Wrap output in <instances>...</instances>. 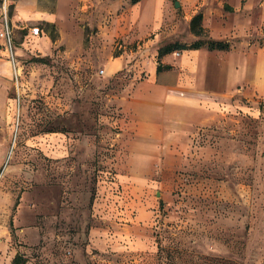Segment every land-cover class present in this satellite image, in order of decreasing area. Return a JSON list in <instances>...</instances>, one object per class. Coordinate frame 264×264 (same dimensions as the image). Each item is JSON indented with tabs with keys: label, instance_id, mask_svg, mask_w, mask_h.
Returning a JSON list of instances; mask_svg holds the SVG:
<instances>
[{
	"label": "rangeland",
	"instance_id": "1",
	"mask_svg": "<svg viewBox=\"0 0 264 264\" xmlns=\"http://www.w3.org/2000/svg\"><path fill=\"white\" fill-rule=\"evenodd\" d=\"M175 1L73 0L61 30L40 24L45 43L16 49L0 80V264H264V0ZM176 42L202 43L186 91L219 107L164 140L121 134L116 96L148 98Z\"/></svg>",
	"mask_w": 264,
	"mask_h": 264
},
{
	"label": "crops",
	"instance_id": "2",
	"mask_svg": "<svg viewBox=\"0 0 264 264\" xmlns=\"http://www.w3.org/2000/svg\"><path fill=\"white\" fill-rule=\"evenodd\" d=\"M170 0H139L137 4L157 5L158 10ZM187 1V0H186ZM195 2L196 0H188ZM73 0H11L9 7L10 21L14 30L16 49H20L28 37L45 43L43 36L44 29L41 25H54L60 30L64 22L72 15ZM232 4V0H227ZM39 26L41 34L31 36L29 28ZM1 28V25H0ZM2 41L0 39V45ZM21 43V44H20ZM199 48L187 47L186 49H176L158 56L155 63L149 69V85L152 86V93L146 99L131 98L128 93H120L116 97L119 102L117 122L123 129L121 134L134 131L142 138L163 140L167 137L171 126L180 125L182 122H191L198 108L219 107V101L209 95H190L186 88L192 85L193 75L191 70L196 66L199 59ZM17 56L18 52L16 51ZM159 55V54H158ZM126 62L125 54L114 55L110 60L104 62V73L114 75L119 72ZM163 68L157 70L158 64ZM10 60L7 52L0 48V80L3 79L2 71L10 70ZM149 68V67H148ZM13 71V70H12ZM259 82V81H258ZM264 90V81L258 85ZM144 101V103H142ZM181 122V123H180Z\"/></svg>",
	"mask_w": 264,
	"mask_h": 264
},
{
	"label": "built area",
	"instance_id": "3",
	"mask_svg": "<svg viewBox=\"0 0 264 264\" xmlns=\"http://www.w3.org/2000/svg\"><path fill=\"white\" fill-rule=\"evenodd\" d=\"M10 0H2L0 4V39L2 41L1 48L7 52L8 59L13 64H16V43L14 37L13 26L9 16ZM29 34L31 36H37L41 34L39 26H31L29 28ZM100 73H104V70H100Z\"/></svg>",
	"mask_w": 264,
	"mask_h": 264
},
{
	"label": "trees",
	"instance_id": "4",
	"mask_svg": "<svg viewBox=\"0 0 264 264\" xmlns=\"http://www.w3.org/2000/svg\"><path fill=\"white\" fill-rule=\"evenodd\" d=\"M139 0H133V2H137ZM203 19V14L202 13H197L196 15H194L191 19L190 22V28L191 31L196 34V35H200L204 32V27L201 25V21ZM208 47L211 49H226L229 47L228 43L226 41H222V40H215V39H210L208 42ZM202 45L201 42H196L193 45H191V48H199ZM1 48V45H0ZM187 46L185 44L182 43H173L170 45H167L163 48H161L159 50V56L171 52L173 50L176 49H186ZM163 68V66L159 63L157 66V70H161ZM25 262L23 256L21 254H16L15 257L12 260V264H23Z\"/></svg>",
	"mask_w": 264,
	"mask_h": 264
},
{
	"label": "water",
	"instance_id": "5",
	"mask_svg": "<svg viewBox=\"0 0 264 264\" xmlns=\"http://www.w3.org/2000/svg\"><path fill=\"white\" fill-rule=\"evenodd\" d=\"M175 5L178 7L180 6V2L178 0L175 1Z\"/></svg>",
	"mask_w": 264,
	"mask_h": 264
},
{
	"label": "bare ground",
	"instance_id": "6",
	"mask_svg": "<svg viewBox=\"0 0 264 264\" xmlns=\"http://www.w3.org/2000/svg\"><path fill=\"white\" fill-rule=\"evenodd\" d=\"M10 64L13 66V64L10 62ZM13 68H14V66H13Z\"/></svg>",
	"mask_w": 264,
	"mask_h": 264
}]
</instances>
